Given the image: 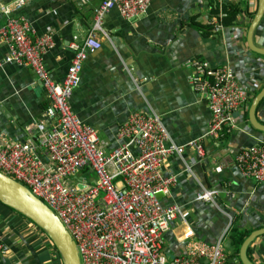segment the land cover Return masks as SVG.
Instances as JSON below:
<instances>
[{
    "label": "crops",
    "instance_id": "1",
    "mask_svg": "<svg viewBox=\"0 0 264 264\" xmlns=\"http://www.w3.org/2000/svg\"><path fill=\"white\" fill-rule=\"evenodd\" d=\"M10 1L0 0V6ZM100 1L24 0L19 13L34 34L52 35L43 62L53 80L61 81L72 55L69 44L85 36ZM222 3L241 8L232 25L205 34L191 25L192 16L206 23L209 5ZM255 7L256 0H150L145 13L133 19L108 9L96 31L100 46L86 55L79 83L69 97L70 108L95 129L105 151L117 144V128L134 110L157 115L169 141L183 146L181 153H172L162 163L163 173L175 180L160 202L179 206L182 216H176L162 235L161 252L167 259L183 255L189 241L208 245L219 241L225 251L222 264H241L238 251L229 244V229L264 227V181L245 177L234 166L238 149L264 138V132L252 128L247 119L249 102L264 85V56L250 51L245 41L251 18L243 11L254 12ZM3 23L0 11V27ZM252 42L264 49V8ZM6 52L0 39V60ZM192 59L228 68L248 92L245 104L232 114L236 127L223 130L217 138L204 135L209 111L205 95L194 91L188 81L191 69L186 62ZM45 105L43 90L27 65H0V139L29 140L45 157L37 128ZM255 118L264 124V96ZM189 141L201 144L202 155ZM205 190L211 191L210 199H196ZM186 230H191L189 237L183 235ZM0 233L9 245L0 264H61L44 232L1 202ZM246 256L254 264H264V234L248 244Z\"/></svg>",
    "mask_w": 264,
    "mask_h": 264
},
{
    "label": "built area",
    "instance_id": "2",
    "mask_svg": "<svg viewBox=\"0 0 264 264\" xmlns=\"http://www.w3.org/2000/svg\"><path fill=\"white\" fill-rule=\"evenodd\" d=\"M149 1L101 0L85 36L70 42L72 55L59 82L50 77L43 62L53 44L51 33L34 34L28 19L19 13L24 0L0 6L4 15L0 39L7 50L0 65H27L46 103L42 123L37 125L45 157L29 140L0 139V172L25 186L56 215L74 242L79 264H222L225 251L219 241L212 245L189 241L183 255L169 259L161 252L164 231L176 216H182L179 206L163 205L155 195L166 194L174 183L173 175L163 173L162 163L172 153H181L183 146L169 141L160 118L131 111L117 128V144L105 151L95 129L69 105L86 55L100 46L96 31L102 15L115 8L123 19H133L145 13ZM222 28L218 21L212 26L213 31ZM186 63L192 89L206 98L209 121L204 135L217 138L223 130L235 128L232 114L245 104L247 90L224 66L213 67L199 59ZM187 144L202 155L200 143ZM234 166L241 175L263 182L264 138L238 149ZM210 197V190L196 194L198 200ZM183 235L189 237L191 230ZM8 251L0 233V257Z\"/></svg>",
    "mask_w": 264,
    "mask_h": 264
},
{
    "label": "water",
    "instance_id": "3",
    "mask_svg": "<svg viewBox=\"0 0 264 264\" xmlns=\"http://www.w3.org/2000/svg\"><path fill=\"white\" fill-rule=\"evenodd\" d=\"M264 8V0H256V7L246 29L245 41L248 49L256 54L264 56V49L257 47L252 42V32L261 18ZM264 96V85L251 98L247 108V119L255 130L264 132V124L255 118V108ZM161 193H156L160 198ZM0 202L16 212L20 213L34 225H36L56 249L61 264H79L75 245L67 231L64 229L56 215L29 190L0 172ZM264 234V227L252 230L241 242L238 249V258L241 264H254L246 256L248 244L257 236Z\"/></svg>",
    "mask_w": 264,
    "mask_h": 264
},
{
    "label": "trees",
    "instance_id": "4",
    "mask_svg": "<svg viewBox=\"0 0 264 264\" xmlns=\"http://www.w3.org/2000/svg\"><path fill=\"white\" fill-rule=\"evenodd\" d=\"M240 11H241V8L236 3H222L220 7H218L215 4L214 5L211 4L209 5L208 10L206 12L207 13L206 19H205L206 23H200V22L195 21L194 19L195 16H192V18H190V22H191V25L195 26L200 31H202V33L205 34V33L212 31V26L214 25L215 21H218L223 27H228L232 25L236 21V18L238 14L240 13ZM243 12L249 19L253 15V11L248 12L246 8H244ZM244 117L246 119V112H244ZM250 231L251 230H248V229H239L234 225L231 226V228L229 229V233H228V240H229L230 246H232V249L235 253H237L239 245L241 244L243 239L248 235Z\"/></svg>",
    "mask_w": 264,
    "mask_h": 264
},
{
    "label": "rangeland",
    "instance_id": "5",
    "mask_svg": "<svg viewBox=\"0 0 264 264\" xmlns=\"http://www.w3.org/2000/svg\"><path fill=\"white\" fill-rule=\"evenodd\" d=\"M31 222V221H30ZM32 223V222H31Z\"/></svg>",
    "mask_w": 264,
    "mask_h": 264
}]
</instances>
